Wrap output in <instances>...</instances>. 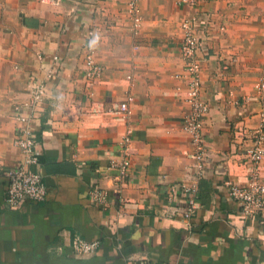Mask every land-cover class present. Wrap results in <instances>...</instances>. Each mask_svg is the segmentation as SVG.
I'll return each instance as SVG.
<instances>
[{"label": "crops", "instance_id": "crops-1", "mask_svg": "<svg viewBox=\"0 0 264 264\" xmlns=\"http://www.w3.org/2000/svg\"><path fill=\"white\" fill-rule=\"evenodd\" d=\"M179 1H141L134 33L128 0H0V264H264V210L244 216L223 187L246 184L243 153L264 111V0ZM203 12L207 157L198 174L182 128L190 106L179 44L181 22ZM87 43L103 68L91 87ZM31 78L47 86L31 123L32 168L47 197L11 206L5 173L21 160L12 106L28 101ZM127 96L123 119L111 110ZM128 131L121 178L109 163L120 161ZM74 237L100 244L76 256Z\"/></svg>", "mask_w": 264, "mask_h": 264}, {"label": "built area", "instance_id": "built-area-1", "mask_svg": "<svg viewBox=\"0 0 264 264\" xmlns=\"http://www.w3.org/2000/svg\"><path fill=\"white\" fill-rule=\"evenodd\" d=\"M41 2H52L53 0H40ZM143 0H128V13L131 18L133 32L136 33L141 25L139 4ZM179 5L195 7L198 0H180ZM209 12L194 13L186 17L180 24L182 37L179 44V53L184 61V73L187 77L186 89L182 96L190 106V113L182 120L183 131L189 136L194 147L195 168L197 173L204 171L203 163L207 157V147L204 135V120L208 113V104L201 98V59L200 53L208 56L207 28L211 23ZM90 44L87 43L84 55L83 76L87 87L97 83L102 75L103 68L94 62ZM226 69V65L224 68ZM129 81L131 76H127ZM30 94L24 105L12 106V113L16 123L14 145L21 153V160L5 173L6 187L5 200L15 206L19 202L28 200L32 203L44 201L47 197V189L42 180L39 170L32 168L38 165L37 145L38 140L32 128L39 105L47 92L45 79H30ZM261 92L264 93V81L259 84ZM132 96L120 102L111 112L121 114L123 119L129 113V103ZM260 126L252 136L251 145L246 147L243 153L244 162L248 167L246 184L241 185L229 179L224 180L223 187L228 198L236 201L244 216H253L264 210V176L262 174L261 162L264 160V111L260 113ZM128 131L123 136V148L120 161L111 160L109 168L118 172L121 178L127 176L133 153L129 146L130 137ZM104 194L97 188L93 190L95 198H102ZM99 240H85L74 237L71 240L72 253L76 256H85L94 253L99 247Z\"/></svg>", "mask_w": 264, "mask_h": 264}]
</instances>
